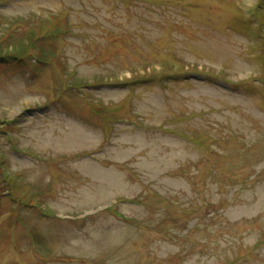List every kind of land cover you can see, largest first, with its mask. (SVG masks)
I'll list each match as a JSON object with an SVG mask.
<instances>
[{
    "label": "rangeland",
    "instance_id": "1",
    "mask_svg": "<svg viewBox=\"0 0 264 264\" xmlns=\"http://www.w3.org/2000/svg\"><path fill=\"white\" fill-rule=\"evenodd\" d=\"M0 264H264V0H0Z\"/></svg>",
    "mask_w": 264,
    "mask_h": 264
}]
</instances>
